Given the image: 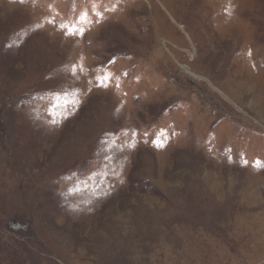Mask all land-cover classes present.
I'll return each instance as SVG.
<instances>
[{
  "label": "rangeland",
  "instance_id": "374dc122",
  "mask_svg": "<svg viewBox=\"0 0 264 264\" xmlns=\"http://www.w3.org/2000/svg\"><path fill=\"white\" fill-rule=\"evenodd\" d=\"M0 264H264V0H0Z\"/></svg>",
  "mask_w": 264,
  "mask_h": 264
},
{
  "label": "snow or ice",
  "instance_id": "6c2138e0",
  "mask_svg": "<svg viewBox=\"0 0 264 264\" xmlns=\"http://www.w3.org/2000/svg\"><path fill=\"white\" fill-rule=\"evenodd\" d=\"M75 33H73V35H74Z\"/></svg>",
  "mask_w": 264,
  "mask_h": 264
}]
</instances>
